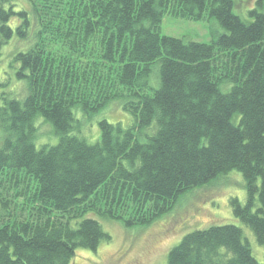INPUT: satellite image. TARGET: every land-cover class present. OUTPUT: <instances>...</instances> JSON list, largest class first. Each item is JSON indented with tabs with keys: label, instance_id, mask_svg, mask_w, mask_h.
I'll use <instances>...</instances> for the list:
<instances>
[{
	"label": "trees",
	"instance_id": "16d2710c",
	"mask_svg": "<svg viewBox=\"0 0 264 264\" xmlns=\"http://www.w3.org/2000/svg\"><path fill=\"white\" fill-rule=\"evenodd\" d=\"M27 2L0 0V59L15 36L31 42L12 61L27 95L0 105V264H72L111 240L94 216L145 227L235 170L247 201L231 200L234 216L264 247V0L249 20L234 0ZM166 14L225 33L167 37ZM115 101L134 123L102 119L90 144L78 113ZM43 125L56 144L40 142ZM166 264L264 263L241 227L217 225L184 236Z\"/></svg>",
	"mask_w": 264,
	"mask_h": 264
},
{
	"label": "rangeland",
	"instance_id": "374dc122",
	"mask_svg": "<svg viewBox=\"0 0 264 264\" xmlns=\"http://www.w3.org/2000/svg\"><path fill=\"white\" fill-rule=\"evenodd\" d=\"M234 1L238 6V13L249 20L247 12L256 6V0ZM12 2L17 5V12L23 9L30 10L27 0ZM17 19L11 23L14 28L20 25ZM161 32L167 37L209 44L214 38L225 33V30L215 19L195 22L166 14ZM30 43L28 39L23 40L15 36L3 49L0 59V81L8 83V87L0 88V105L3 92L7 91L19 98L27 95L26 84L15 77L13 62L16 54L31 48ZM16 66L18 68V65ZM120 105L115 101L92 115L78 113V127L90 144H94L100 137L99 122L102 119L110 123L121 122L126 127L134 123V117L125 112ZM39 134L41 143L58 142V138L54 137L48 125H43ZM232 199H238L242 204L247 201L245 178L236 170L218 177L204 187L189 191L178 200L169 213L145 227L128 228L119 221L94 216L110 234L111 240L103 243L96 252L79 250L72 264H166L168 253L184 236L217 225L241 227L255 258L264 263V247L258 243L252 230L234 216L230 203Z\"/></svg>",
	"mask_w": 264,
	"mask_h": 264
}]
</instances>
